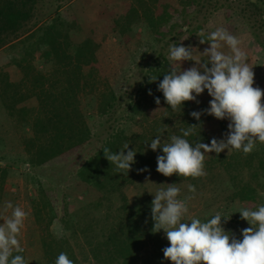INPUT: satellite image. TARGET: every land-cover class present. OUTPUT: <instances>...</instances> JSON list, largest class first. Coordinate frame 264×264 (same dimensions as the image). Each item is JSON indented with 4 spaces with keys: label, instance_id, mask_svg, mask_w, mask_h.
Returning <instances> with one entry per match:
<instances>
[{
    "label": "trees",
    "instance_id": "trees-1",
    "mask_svg": "<svg viewBox=\"0 0 264 264\" xmlns=\"http://www.w3.org/2000/svg\"><path fill=\"white\" fill-rule=\"evenodd\" d=\"M72 1L0 0V50H17V57L0 69V108L22 129V172L28 176L51 162L63 160L72 174L68 189L80 198L77 205L64 203L59 217L47 186L32 178L33 190L28 198L30 238L32 245H37L39 256L30 261L24 249L22 255L27 264H55L61 252L74 264L164 261L162 250L169 242L163 230L151 231V202L157 190L173 183L181 190L180 199L194 195L187 203L204 199L193 217L206 222L220 212L231 216L222 222L226 231H238L241 223L250 227L238 211L255 210L264 204V143L257 142L247 155L237 150L205 154L207 174L199 178L160 174L156 171L157 156L163 155L162 149L152 151L146 145L160 134V129H166L165 138L182 136L180 129L193 124L201 128L186 139L193 145L198 140L210 144L208 128L212 116L204 114L197 121L190 115L192 111L207 109L206 104L186 101L174 111L158 85L173 67L165 49L172 43L179 44L185 34L193 37L201 31L202 22L195 23L198 15L203 9H217L215 5L221 0L125 2L126 12L112 22L115 33L119 36L122 29L132 32L143 25L157 45L140 61L139 84L132 83L124 91L131 94L127 101L120 100L102 81L96 58L99 45L87 37L73 42L70 29L54 17ZM183 4L192 7L190 12ZM226 7L244 22L253 44L264 53V0H226ZM162 11L163 21L156 15ZM171 11L177 13L180 23L175 22ZM203 35L206 39L209 32ZM36 64L48 70H39ZM151 77L157 80L152 82ZM133 87L138 91L134 98ZM157 97L159 105L155 103ZM29 99L36 103L32 109L25 106ZM131 123H136L138 130L132 131ZM227 126L228 123L224 128ZM3 144L0 137V148ZM125 144H129L125 154L128 150L137 151L136 162L127 175L118 172L103 153L105 147L119 152ZM0 160H5L2 154ZM145 168L148 171H137ZM189 184L196 187L195 194L188 191ZM207 193L210 195L205 197ZM58 218L67 236L52 232ZM189 221L185 216L183 222Z\"/></svg>",
    "mask_w": 264,
    "mask_h": 264
},
{
    "label": "clouds",
    "instance_id": "clouds-1",
    "mask_svg": "<svg viewBox=\"0 0 264 264\" xmlns=\"http://www.w3.org/2000/svg\"><path fill=\"white\" fill-rule=\"evenodd\" d=\"M200 43L210 44L202 52L207 57L205 62L194 59V48L191 46L182 43L169 45L170 61L180 62V65L183 61H195V64L179 71L172 67L163 75L158 90L174 111L186 101L199 103L197 97L207 90L212 97L209 107L192 111L190 115L197 121L204 114L218 120L227 119L228 131L224 139L213 137L210 144L198 140L193 145L186 137L201 128V125H188L186 129H180L182 136L166 138L163 135L166 129L158 130L160 134L146 145L152 151L162 149L163 155L157 156L156 171L166 177L173 174L185 178L205 176V154L214 152L218 155L227 149L242 151L247 155L254 150L257 142L264 143V90L253 86L255 74L247 62V53L241 47V40L227 29L219 27L206 39H200ZM225 45L229 49L227 53L221 50ZM156 80L157 77L150 78L152 82ZM155 103L160 104L158 97ZM126 149H129V144L116 153L105 147L103 153L118 172L127 175L136 162L137 151L128 150L125 154ZM188 191L195 194L196 187L189 184ZM180 192L176 183L168 184L167 188L156 191L151 202V231L158 233L163 230L169 241V246L162 250L166 260H170L171 264H264V204L255 210L242 208L238 211L240 218L250 225L241 230L242 239H238L235 234L226 231L222 224L231 216L225 217L220 212H216L206 222L195 217L183 222L189 213L187 202L194 195L180 199ZM9 209L11 215L4 217L3 223H0V264H27L19 237L29 213L10 201L5 204V211ZM55 264L74 262L61 252Z\"/></svg>",
    "mask_w": 264,
    "mask_h": 264
},
{
    "label": "rangeland",
    "instance_id": "rangeland-1",
    "mask_svg": "<svg viewBox=\"0 0 264 264\" xmlns=\"http://www.w3.org/2000/svg\"><path fill=\"white\" fill-rule=\"evenodd\" d=\"M126 1L74 0L54 16L70 29L73 42H79L81 39L87 37L99 45L96 51L99 75L102 81L110 87L118 98L125 101L128 100L131 94L126 95L124 91L129 85L139 81L138 69L140 61L146 54L149 55L157 48L152 34L143 25H138L132 32H125L122 29L119 32V36L115 33L112 22L115 17L126 12ZM219 2V5H215L217 9H213L210 12L203 9L202 13L198 15L199 19L196 22L194 21L195 23L202 22V25H204L202 30L193 37L185 34L180 38L179 44L182 43L184 46L194 48V59L205 62L207 61V57L202 52L205 48L210 47V44H201L199 38L203 39L205 31L210 34L219 27L227 29L229 33L238 37L242 42L241 47L247 53V62L253 67L252 70L255 74L253 86L264 90V53L253 44L249 34L250 32L244 22L232 10L227 7L225 8L226 0ZM177 6H179L178 3ZM183 6L187 7L188 9L186 10L189 12L192 9L188 4H183ZM163 11L160 14L156 13L157 16L161 17L162 21L165 19ZM170 14L174 17L175 22L180 23L176 16L177 13L171 11ZM123 31L124 42L120 38L122 35L121 32ZM194 42H198V45L194 44ZM221 50L226 53L229 51L226 45ZM165 52H167L168 59L169 46L165 49ZM16 57V49L4 48L0 50V69ZM168 61L178 71L188 69L195 64V61H183L181 65L180 62L170 61L169 59ZM35 67L42 71L48 70V67L43 68L41 64H36ZM9 71L11 76L14 77L13 69L10 68ZM136 88L133 87L131 91L136 90ZM134 92L132 98L136 96L138 91ZM211 99L212 97L209 96L207 90L197 97V100L205 103L207 108L209 107V101ZM189 102L195 103V101ZM25 106L31 109L34 108L36 106L35 100H27ZM227 123H229L227 119L218 120L212 116V122L208 128L210 139L213 137L218 140L224 139V134L228 131V128H224ZM138 128L139 126L136 123H131L132 131H136ZM21 135L22 129L17 127L13 120L6 118L0 108V137L4 141V146L0 148V154L5 158L4 161L0 160V223H3L4 217L11 215L10 209L5 211L6 202L10 201L14 206L19 205L29 213L24 222L19 239L22 247L27 252V257L32 261L39 256L37 245H32L33 240L30 238V230L32 227L28 198L33 190L32 178L35 181H39L42 185L45 184L47 186L49 196L55 204L59 217H61V210L64 203L77 205L80 198L74 190L68 189L69 187L67 185L70 184L72 174L68 172L66 168L67 164L63 160L59 159L51 162L47 166L31 172L32 174L28 176L23 174ZM24 169L27 170V167L25 166ZM209 195L207 193L205 197ZM202 201H204L203 198L188 203L189 213L186 215L188 221L194 216L195 211L202 207ZM245 228H248V226L246 227L241 223L238 226V231L232 233L235 234L236 238L242 239L241 230ZM51 230L58 236H67L66 233H68L59 218L53 223ZM168 262L169 260L164 258V261H160L158 264H168Z\"/></svg>",
    "mask_w": 264,
    "mask_h": 264
}]
</instances>
